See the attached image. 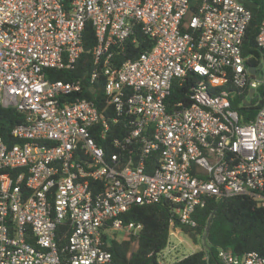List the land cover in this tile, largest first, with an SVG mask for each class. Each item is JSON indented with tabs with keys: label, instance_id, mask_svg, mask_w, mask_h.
<instances>
[{
	"label": "built area",
	"instance_id": "obj_1",
	"mask_svg": "<svg viewBox=\"0 0 264 264\" xmlns=\"http://www.w3.org/2000/svg\"><path fill=\"white\" fill-rule=\"evenodd\" d=\"M250 20L239 0H0V107L23 115L15 142L0 137V264H112L110 241L133 237L132 251L143 229L128 212L160 202L169 235L149 256L173 264L170 236L182 242L209 199L264 208V18L255 66ZM87 24L92 71L54 80L78 63ZM140 37L150 49L117 63Z\"/></svg>",
	"mask_w": 264,
	"mask_h": 264
},
{
	"label": "trees",
	"instance_id": "obj_2",
	"mask_svg": "<svg viewBox=\"0 0 264 264\" xmlns=\"http://www.w3.org/2000/svg\"><path fill=\"white\" fill-rule=\"evenodd\" d=\"M243 1L256 4V6H249L244 3L251 12V20L242 42L243 56L250 57L248 63L255 66L261 57L255 37L264 18V0ZM139 41L137 46L128 45L117 56L116 62L120 64L128 59H134L143 51L150 49L152 43L145 37H140ZM82 43L84 51L75 68L66 72H51L54 80L82 78L92 71V58L89 51L94 47L96 40L90 24L84 28ZM185 91L189 92V86H184L180 90L174 89L171 99L182 98ZM84 96L95 100V96L89 92ZM244 109L240 108V111ZM244 119L247 118L244 117ZM22 121L23 115L13 108L0 107V137L6 142H15L10 139V130ZM170 214L171 206L166 202L132 208L126 215V220L143 225L136 239L137 246L131 251L133 237H126L120 242L111 240L107 249L111 253L112 264H156L155 256H149V254L157 253L166 246ZM194 218L197 226L194 229L182 228V231L193 240L201 236L204 248L173 264H219L218 251L226 248H230L235 255L253 251L264 256V208L258 207L250 197L209 199L204 208L196 211ZM129 252L130 255H128ZM205 256L208 258L207 261L204 259Z\"/></svg>",
	"mask_w": 264,
	"mask_h": 264
},
{
	"label": "rangeland",
	"instance_id": "obj_3",
	"mask_svg": "<svg viewBox=\"0 0 264 264\" xmlns=\"http://www.w3.org/2000/svg\"><path fill=\"white\" fill-rule=\"evenodd\" d=\"M170 237H171V242L174 245H176V249L171 254L173 262L174 261L176 262L204 248V243L201 236L196 237V239L193 240L190 236L182 232L179 234V238L182 240V242L180 243L178 242L177 238H174L172 236Z\"/></svg>",
	"mask_w": 264,
	"mask_h": 264
},
{
	"label": "water",
	"instance_id": "obj_4",
	"mask_svg": "<svg viewBox=\"0 0 264 264\" xmlns=\"http://www.w3.org/2000/svg\"><path fill=\"white\" fill-rule=\"evenodd\" d=\"M240 3L244 4V3H247L249 6H256V4L254 3H250V2H245L243 0H239ZM250 72L257 75V73L255 72V69L254 68H250ZM250 93L252 94L253 91L251 90Z\"/></svg>",
	"mask_w": 264,
	"mask_h": 264
}]
</instances>
